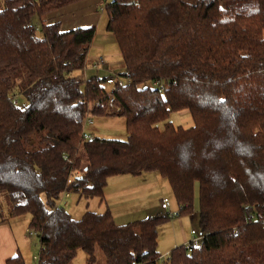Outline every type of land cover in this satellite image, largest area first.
I'll return each instance as SVG.
<instances>
[{
  "label": "trees",
  "instance_id": "trees-1",
  "mask_svg": "<svg viewBox=\"0 0 264 264\" xmlns=\"http://www.w3.org/2000/svg\"><path fill=\"white\" fill-rule=\"evenodd\" d=\"M81 1L0 5V202L31 217L35 262L83 251L95 264L100 250L105 264H264V0H98L129 80L113 93L107 77L83 78L96 26L51 19ZM91 106L124 118L128 139L85 141ZM183 111L191 128L171 122ZM147 173L168 181L181 217L194 216L198 189L193 252H158L166 214L118 224L110 210L76 220L64 207L71 194L105 203L111 178Z\"/></svg>",
  "mask_w": 264,
  "mask_h": 264
},
{
  "label": "rangeland",
  "instance_id": "rangeland-1",
  "mask_svg": "<svg viewBox=\"0 0 264 264\" xmlns=\"http://www.w3.org/2000/svg\"><path fill=\"white\" fill-rule=\"evenodd\" d=\"M101 1V0H99ZM102 4V3H100ZM100 17V21L97 23V33L95 37L94 43L91 45L89 50L88 60L87 62L92 65L95 60H99L101 58H105L108 64H116V63H123L122 57L120 55L119 47L116 43L114 36L107 31V23L108 17L102 13V10L98 12ZM111 66L104 68L100 72H95L90 70L88 74H85L83 71V78L86 81L91 76H100V77H110L114 74H122V71L115 72L112 70ZM85 70V68H84ZM88 77V78H87ZM27 101H23V98L20 100V106L22 107ZM94 124L91 127L86 128V132L88 134H92L95 138L101 139H114V140H121L126 141L128 139L127 129H126V121L122 117H106V116H95L92 119ZM171 122L175 126H182L186 129L191 128L193 126V119L191 117V113L189 111H183L180 113H174L171 116ZM166 181V188L164 191V198H168L171 202V209L173 211H178L179 206L174 199V194L172 189ZM196 188H198L196 186ZM62 199H60L59 204L61 203ZM64 202V201H63ZM89 203V207H88ZM98 200H89L87 201L85 198H80L78 194H71L70 198L66 200L64 207L70 212V214L76 219L80 220L82 216L85 214L86 210L89 209L93 212H103V207L98 205ZM150 203V201H148ZM5 212H6V220L7 224L14 225L15 228L18 230L19 234V243L21 245V255L23 256L24 260L27 264H38L35 262L34 257L40 255V240L35 233L30 229L28 224L30 223V216L24 215L21 217H12L8 212L7 203L1 201ZM161 205V201L159 203ZM116 207L114 210L118 208H122V210H127L128 207L133 208L134 206L131 204L123 208V206L115 205ZM141 205L137 203L135 205L136 208H139ZM88 207V208H87ZM155 207V203H154ZM199 192L198 189L196 190L195 198H194V216H184L181 220H183V225L179 224L178 221H168L164 222L159 226V241H158V252L166 258L167 254H169L173 249L186 245V240L188 241L191 238L192 230L200 231L199 226ZM162 214H165L162 212ZM148 216V215H146ZM152 216H157L152 215ZM137 220L135 217L127 216L121 219H118V222L123 221V224H128L130 222H134ZM13 223V224H12ZM178 223L179 226H176ZM97 261L95 264H105L104 257L100 250L96 252ZM71 264H88V255L83 251L78 252L77 257Z\"/></svg>",
  "mask_w": 264,
  "mask_h": 264
},
{
  "label": "crops",
  "instance_id": "crops-1",
  "mask_svg": "<svg viewBox=\"0 0 264 264\" xmlns=\"http://www.w3.org/2000/svg\"><path fill=\"white\" fill-rule=\"evenodd\" d=\"M2 1L3 0H0V5ZM98 5V0H84L53 14L51 19L61 22L64 30L96 26L101 17L97 12ZM109 66L118 73L125 67L123 63L109 64ZM165 180L166 179L161 178L156 173H147L140 177H113L109 180L105 191V203H100V201H98L99 206L104 205L103 212L99 213L110 210L118 224L124 223L123 221L118 222V219L127 216L135 217L136 219H144L152 217V215L155 214H160L162 210L159 203L164 198L163 194L167 186ZM148 201H150V203H148ZM137 203L141 205L139 208L135 207ZM131 204L134 206L133 208L128 207L127 210L118 208L114 210L116 207L115 205H120L125 208ZM182 218L183 217L174 219L173 221H178L179 224L183 225ZM178 223L176 226H179ZM187 242L188 239L186 240V243ZM18 254H21V245L19 243L17 228L7 223L1 224L0 264H6L7 260L17 257Z\"/></svg>",
  "mask_w": 264,
  "mask_h": 264
},
{
  "label": "built area",
  "instance_id": "built-area-1",
  "mask_svg": "<svg viewBox=\"0 0 264 264\" xmlns=\"http://www.w3.org/2000/svg\"><path fill=\"white\" fill-rule=\"evenodd\" d=\"M108 66H109V64L107 63L106 59H100V60H97L91 67H89V68H88V66L84 67L85 70L83 69V71L85 72V74H88V72L90 70H93L95 72H100L101 70H103L104 68H107ZM127 83H129V80L120 78L119 75H117V74H114V75H111L110 77H107V80H106V84L109 86V91L111 93H113L118 87H122ZM112 102H113V99L111 100L110 104H112ZM92 109H93V106H91L89 108V111H88L86 118H85V121H84V129L82 132V137L85 141H92L95 138L92 134H88L86 132V128L91 127L94 124V122L92 120L94 118V116L91 113ZM69 195H70L69 193L65 192L64 197L62 198L61 202L64 201V198H68ZM160 207L163 210V212L168 217H170L171 219H179L182 216V208L179 207L180 210L173 211L171 209V202L168 198H163L161 200ZM33 233H35V232H33ZM35 235H36V233H35ZM203 238H204V235L200 231L192 230L191 238L186 243L185 249L190 253L193 252L196 248H198L201 245ZM38 259H39L38 256L34 257V260H38Z\"/></svg>",
  "mask_w": 264,
  "mask_h": 264
}]
</instances>
